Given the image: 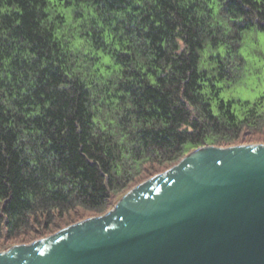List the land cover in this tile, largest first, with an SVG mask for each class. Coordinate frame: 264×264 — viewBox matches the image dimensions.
I'll use <instances>...</instances> for the list:
<instances>
[{
	"label": "trees",
	"instance_id": "1",
	"mask_svg": "<svg viewBox=\"0 0 264 264\" xmlns=\"http://www.w3.org/2000/svg\"><path fill=\"white\" fill-rule=\"evenodd\" d=\"M73 2L72 21L66 24V14L60 9H66ZM217 2L221 7L215 20L210 15L212 9L206 8L209 13L207 19L202 17L199 26L194 27L195 17L189 21L187 15L180 12H176L175 16L170 15L176 9L174 0H155L154 3L149 0H62V5L61 0H55L50 6L53 11L48 12L44 9L49 7V0H0V8L6 5L12 9L0 12V76L3 77L0 87L8 89L9 98L13 95V85L16 88V98L9 100L12 107L5 104L4 93L0 92V195L7 196L0 206V251L7 249V244L14 243L16 239L20 243H29L47 236L56 231L59 224L79 220L81 212L104 214L133 186L177 163L195 147L235 145L240 143L243 134L255 133L264 128V111H261L264 108V96H261L252 103L251 108L247 107L250 104L248 101L243 103L247 108V114H241L243 119L231 110L233 100H230L226 109L229 113L227 120L217 126L223 133L220 137L205 136L203 141H193L180 139L170 132L139 129L142 154L134 153V163L129 167L123 182L120 178L111 177L105 182L92 159L94 149L98 150L96 141L84 121L79 119V113L83 110L81 96L75 89L70 95L67 91L55 88V83L60 82L62 76L58 65L51 63L57 44L52 43L50 46L49 41L57 29L61 30V38L77 33L72 24L80 19L77 28L81 32L77 34L82 39L89 37L91 42L85 43L90 48L107 50L118 62L129 65V74L138 82H124L120 89L134 97V102L142 100L151 109L149 113L141 104L137 116L155 114L156 109L152 108L155 104L162 114L172 111L173 118L179 117L186 110L184 102L173 104L172 98H178L181 79L185 95L194 89L198 79L195 66H201L203 53L207 51V64L201 66V73L207 76L208 67L215 60L228 78L235 81L244 63L240 54L242 34L253 27L264 32V0L258 6L254 0ZM80 4L93 6L96 16L87 13L86 19V8L81 9ZM13 6L19 11L14 10ZM49 16L52 17L51 21H46ZM210 20L216 25L208 24ZM223 20L228 22L230 32L226 33ZM42 21L46 22V27ZM177 27L179 32L176 31ZM65 28L67 32L63 31ZM106 30L111 41L104 38ZM181 42L185 47H181ZM116 45L123 47L124 51H119ZM220 45H226L223 59L217 50ZM197 47L200 48L198 53L195 51ZM149 56L151 60H148ZM43 61L48 63L40 70L36 87L30 84L26 86L28 71L31 72L33 67ZM141 62L144 65L143 72L139 70ZM162 62L173 65L169 72L157 77L163 90L140 79L147 74L155 76ZM17 80L20 82L17 83ZM209 84L215 87L210 81ZM25 87L26 90L21 92L20 89ZM53 96L56 97L54 107L44 109L45 98ZM36 104L41 105L43 114L26 117L25 113L34 111ZM13 107L18 111H13ZM122 119L126 124L131 123L127 112ZM37 141L44 149L37 157L40 172L46 174L41 157L67 170L74 181L72 189L76 191L77 198L70 200L60 190L53 193L51 198H36L41 195L40 176L37 175V167L30 164L31 153L27 149L31 148L35 152ZM155 154H159L158 157ZM72 215H75L74 220Z\"/></svg>",
	"mask_w": 264,
	"mask_h": 264
},
{
	"label": "water",
	"instance_id": "2",
	"mask_svg": "<svg viewBox=\"0 0 264 264\" xmlns=\"http://www.w3.org/2000/svg\"><path fill=\"white\" fill-rule=\"evenodd\" d=\"M0 264H264V144L202 145Z\"/></svg>",
	"mask_w": 264,
	"mask_h": 264
},
{
	"label": "clouds",
	"instance_id": "3",
	"mask_svg": "<svg viewBox=\"0 0 264 264\" xmlns=\"http://www.w3.org/2000/svg\"><path fill=\"white\" fill-rule=\"evenodd\" d=\"M139 2V0H138ZM150 3H154L155 0H149ZM262 0H254V3L258 6ZM55 3V0H49V7L45 8L46 12L53 11L50 7ZM176 4V9L171 12L170 15L175 16L176 12H180L187 15L188 20L191 21L195 17L194 27H198L200 24V19L203 17L207 19L209 13L206 12V8L212 9L210 13L213 20L216 18V13L220 9L221 5L217 0H174ZM62 5V0H61ZM39 7V6H37ZM93 6H86L80 4L81 9L86 8V19L87 13H91L92 16H96V13L92 10ZM75 8V3L73 2L66 9L61 7L66 14V24H71L72 17L71 13ZM13 9L19 11V9L13 6ZM9 9L6 5L0 8V12H8ZM52 17L49 16L46 21H51ZM231 19V18H229ZM42 24L46 27V22L42 21ZM81 23L78 19L75 24H72L73 28L77 29V33L81 30L77 28V25ZM224 27L227 32L231 31L229 24L226 20H223ZM208 24L215 26L212 20L208 21ZM67 32V28L63 29ZM87 31V29H84ZM179 32V27L176 28ZM256 31L253 27L251 30L244 32L242 35L244 40L247 41ZM77 33H71L69 35H63L61 38V30L52 34L49 44H57V49L53 50V59L51 63L53 65H58L59 71L61 73L62 79L60 82L55 83V88L61 91H67L70 95L73 94V89L79 94L83 101V110L79 113V119H82L87 125V130L90 135L95 139L98 150L94 149V156L92 159L95 160L96 167L98 168V174L102 175L105 182L111 177L113 179L120 178L121 182L125 178L129 167L134 163V153L142 154V145L140 142L141 134L138 132L139 129H152L160 132L172 133L174 136L180 139H192L203 141L205 136H222V132L218 130V125L227 120L228 112L226 111L229 101L232 97H239L241 101L249 100L252 102L257 101L261 96H264V59H260L256 56H248L245 52L243 53L249 61H256V67L260 68L259 73V83L257 82V76L251 74V70L247 75V78L241 82L239 87L237 84H233L232 80L224 73L221 66H218L217 62L214 60L211 62L210 67H208L209 72L207 76L200 72L201 66H195V71L198 73V79L195 81L194 89L189 90L188 94L185 95L183 87V79L180 83V91L177 97L172 98L173 104H179L180 101L184 102L185 111H182L181 115L177 118H173V112L169 111L166 115L161 113V110L156 107L155 104L152 108L156 109L155 114L151 115H140L137 116L136 113L139 111L140 105L147 112L151 113V109L148 108L147 104L143 101L134 102V97L123 93L120 89V85L127 81L138 82L134 80L130 73V67L127 64H123L117 61V58L112 55L107 50L96 51L90 48L85 42L91 40L89 37L81 38ZM104 38L106 41H111L108 38L107 30L104 33ZM127 39V37H126ZM261 40V50L264 51V33H260ZM179 41V37H177ZM208 45V42H204ZM119 51H124L123 47L116 45ZM181 47H185L181 42ZM226 45H220L218 51L221 53V58L223 59V53L225 51ZM171 52V49H169ZM176 51H179L177 49ZM196 53L200 51V48L195 49ZM175 55V53H172ZM35 54H33V57ZM152 57L149 56L148 60ZM31 63V60H30ZM48 61H43L32 68V71H28L27 85H32L36 87V78L40 75V70H42ZM135 66V65H133ZM154 67V65H150ZM227 66V62H224V67ZM173 65L168 63L165 65L161 63V67L156 70V75L147 74L140 79L146 81L149 85L151 84L155 88H160L163 90L162 83L157 82V77H160L165 72H169ZM163 69V71L161 70ZM211 69H215L212 71ZM139 70L143 72L144 65L141 62L139 65ZM219 74V75H218ZM179 76V73H176ZM223 76V79H221ZM215 77V79H212ZM3 77L0 76V79ZM11 78H8L10 81ZM209 81L214 88L210 87ZM20 81L17 80V83ZM199 85H203L201 88ZM231 85V87H227ZM246 85V87L242 86ZM51 86V85H50ZM25 88L20 89L21 92L25 91ZM0 92L4 93V102L8 107H12L9 103L10 99L16 98V88L13 85L12 93L13 95L9 98L8 89L6 87H0ZM45 96V93H43ZM124 96L122 100L121 97ZM56 102V97L45 98L43 108L49 109L54 107ZM27 107V105H25ZM238 105L235 103L231 104V110L236 111ZM252 107V104L247 106ZM13 111H18V109L13 107ZM245 115L247 114V108L241 110ZM264 111V108L261 109ZM128 114V118L131 123H124L123 117ZM42 108L40 104H36L34 111H29L25 113L28 116H39L42 115ZM237 115L243 119L240 112ZM80 124L77 123V130H79ZM37 143V149L35 152L31 148L27 150L31 153L30 164L37 167V175L40 176L39 183L40 196L37 199L43 197L51 198V195L57 190L63 191L65 195L70 199L77 198V193L72 189L74 181L67 170L53 165L48 159L41 157L42 163L46 167V174L40 172L39 165L37 163V157L40 153L44 151L42 147L39 146V141ZM51 143V140L48 141ZM47 145H45L46 147ZM139 149V151H137ZM175 151V149H173ZM158 155L159 154H155ZM7 196L0 195V206L3 205L4 200Z\"/></svg>",
	"mask_w": 264,
	"mask_h": 264
},
{
	"label": "rangeland",
	"instance_id": "4",
	"mask_svg": "<svg viewBox=\"0 0 264 264\" xmlns=\"http://www.w3.org/2000/svg\"><path fill=\"white\" fill-rule=\"evenodd\" d=\"M251 29L252 28H250V29H248L246 31H249ZM260 33H264V32L260 31V30H258L256 28V31L253 32L252 36L247 41H245L244 37H243L242 45L240 47V54L244 58V63L242 65V67H241V70L239 71V76L235 79V81H232L233 84H237V87H239L241 82L244 81L247 78L249 70H251V74L252 75H256L257 76V82L259 83V73H260L261 69L256 67V61H249L245 57V55L243 53L246 52L248 54V56H256V57H259L260 59H264V51L261 50ZM203 55L204 56H202V58H201V66H204V65L207 64V58H206L207 51H205L203 53ZM242 86L246 87V85H242ZM227 87H231V85H227ZM231 100H233V103L238 105V107L236 109V112H240L241 114L243 113L241 110L246 108V104L243 105V103L245 101H248V103H250V104L254 103V102L249 101V100L241 101V99L239 97H232ZM239 142L240 143H238V144H257V143L264 144V128L262 130L258 131V132H255V133H247L246 135L243 134V136H242V138L240 139ZM92 216H97V214L94 215V214H92L90 212L89 213L87 212V213L84 214V213L81 212V214L79 215V218H80L79 220H77V219L74 220L75 215H72V217H73L72 220H74L73 221V223H74V222H77V221H80V220H83L85 218L92 217ZM73 223H68V224L61 223V224H59V228H57V230L56 229L55 230L58 231V230L66 227V226H68L70 224H73ZM56 231H54V232H56ZM54 232H52V233H54ZM52 233H50V234H52ZM13 242L14 243H11V242L8 243L6 248H8L10 246H13L15 244H20V240H18V239H16V241H13Z\"/></svg>",
	"mask_w": 264,
	"mask_h": 264
}]
</instances>
